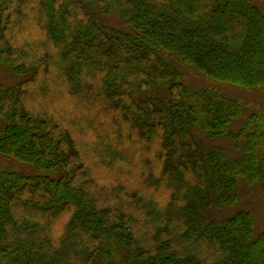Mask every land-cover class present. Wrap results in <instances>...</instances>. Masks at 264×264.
Instances as JSON below:
<instances>
[{"label":"trees","instance_id":"obj_1","mask_svg":"<svg viewBox=\"0 0 264 264\" xmlns=\"http://www.w3.org/2000/svg\"><path fill=\"white\" fill-rule=\"evenodd\" d=\"M0 66V264H264V224L221 215L264 203V110L225 90L264 91V0H0Z\"/></svg>","mask_w":264,"mask_h":264},{"label":"rangeland","instance_id":"obj_2","mask_svg":"<svg viewBox=\"0 0 264 264\" xmlns=\"http://www.w3.org/2000/svg\"><path fill=\"white\" fill-rule=\"evenodd\" d=\"M105 18V22L108 23L109 25H113L115 27L118 28H127L126 26L123 25L121 19L114 13H109L107 15L104 16ZM32 27V20L29 19L26 22V26L24 28L25 32H23L24 34H31L33 32V28ZM184 74H185V81L187 82L188 85L192 86L193 88L197 87V86H204L207 83L203 82L202 80H200V78H197L196 75H194V73L188 71L187 69H184ZM52 80V81H51ZM19 81V78L12 75L9 71H7L4 67L0 66V84H5V85H14ZM51 82L54 83L53 79H50ZM224 88V87H223ZM66 90L67 89H63V88H57L55 87L54 92H57V94L52 97L55 99V101H68L67 100V94H66ZM225 90L228 92V95L230 96H236V97H240L244 100L245 103L248 104L247 108H246V113L250 114L252 112H261L264 110V91L263 92H247L245 90H241L238 88H234V87H230V88H226ZM151 94H161L160 91H155L153 90L152 92H150ZM164 93V92H162ZM54 94L52 93V96ZM40 102L44 105L49 104V100L51 99L50 97H45L44 94H41L40 97ZM75 104V103H73ZM76 106L78 104H75ZM78 107V106H77ZM80 110V111H79ZM79 114L81 115H85L84 117H86L89 114V111L86 108H83V106H80L79 108ZM243 120V118H239L237 121H235L232 125L231 128L232 129H237L239 127V125L241 124V121ZM82 121L85 122L86 119L82 118ZM91 127L93 128V130H95V132L100 133L103 136V130L102 128H99L97 126H95V124H93L91 122ZM106 138H108L107 135H105ZM104 137V138H105ZM196 139L200 145V149L202 150V152H206L208 151L210 148H212L213 146H221V147H225L228 150L232 151L235 155V151L234 149V145L235 142L231 141L228 138L225 137H218V138H208L203 132H199L197 131L196 133ZM116 149L118 151V153L120 155H124L125 157L128 156V149H124L123 147H118L116 145H114L113 149ZM0 167H14L16 169H21L23 168L22 165L19 162H16L15 160H11L8 158H4L0 156ZM240 192L242 195V199L240 201V203L236 206H232L227 208L224 213H222V216L225 215H230L232 213H234L237 209H248L250 210L254 216L256 217L257 220V224L262 226L264 224V203L262 200V196L260 193V190L258 188H256V186H253L252 188H250V190L246 191L245 188L240 187ZM220 215V214H219ZM95 264H107L106 262L102 261L101 259H98Z\"/></svg>","mask_w":264,"mask_h":264}]
</instances>
